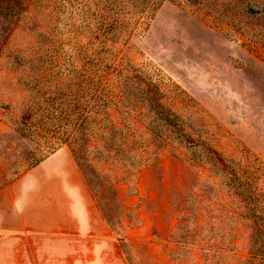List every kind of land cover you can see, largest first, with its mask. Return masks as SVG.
Masks as SVG:
<instances>
[{
  "label": "rangeland",
  "instance_id": "1",
  "mask_svg": "<svg viewBox=\"0 0 264 264\" xmlns=\"http://www.w3.org/2000/svg\"><path fill=\"white\" fill-rule=\"evenodd\" d=\"M29 9L37 27L6 22L0 44V186L29 172L40 153V141L14 132L16 121L41 100L42 111L62 117L51 124L63 137L85 78L95 85L114 76L100 75L106 57L142 75L127 111L92 108L77 163L67 144L51 143L71 179L85 178L128 264H264V0H157L152 13L133 16L116 56L112 46L87 45L92 0H35ZM143 80L224 169L247 179V196L192 161L174 134L155 140Z\"/></svg>",
  "mask_w": 264,
  "mask_h": 264
},
{
  "label": "trees",
  "instance_id": "2",
  "mask_svg": "<svg viewBox=\"0 0 264 264\" xmlns=\"http://www.w3.org/2000/svg\"><path fill=\"white\" fill-rule=\"evenodd\" d=\"M156 2L157 0H92V9L96 22L86 21L88 23L87 28L91 29L88 31L90 35L87 37V45L96 41L98 45L112 46L111 50L115 52L114 56L118 55L125 36L131 32L130 26L137 22L138 17L134 18L133 16L139 13H152ZM34 3L35 0H0V44H2V39L8 34L7 29L12 26L6 27V22L18 20L29 24L30 29L37 27L29 9V6ZM126 9H130L133 12L131 19H123L122 13ZM2 20H4L5 25ZM86 47L88 48V46ZM85 54L88 56L87 50H85ZM96 65L101 76L108 71L112 72L114 76L107 78L106 81L101 78L100 82L95 85H92L91 81L85 78L86 84L82 90L83 105L80 104L76 110L68 112L65 122H68L69 129L65 130L63 137L57 136L54 131L55 127L51 124V122L56 123L55 119L61 120L62 117H56L55 114H50V111H42L41 100L34 102V105H32L31 109L35 111H26L16 121L14 132L19 137L40 141L38 144L39 148H37L40 152L39 155L30 156L31 159L28 163L30 170L58 150L51 142L67 144L72 157L76 161L81 154V147L78 145L80 140L79 133H83L84 124L90 121L89 114L92 108L98 109L99 112L113 108L121 116H123V111H127L130 97L133 94L131 88L133 81L134 79H140L142 75L139 73L140 76L137 70L130 68L119 69L115 61L107 60L106 57H100ZM143 82L140 94L148 112L145 114L141 109L139 111L143 115L153 117L150 118L152 126L150 125L149 130L157 138L155 140L160 142V140H165V138H172L174 134L187 150L192 161L199 163V165H206L212 172L228 178L234 189L243 186L244 193H248L250 186L247 179L242 177L237 170L224 169L225 164L216 149L207 145L201 137L194 136L187 129L188 125L184 123L180 114L166 106L163 102V92L150 81L143 80ZM91 85L94 87H91ZM108 130L111 131L109 127ZM3 186H0V188ZM259 200H261L260 195ZM253 214L257 217L261 216L258 211ZM119 241L123 248L122 240L120 239ZM262 258L264 259V254Z\"/></svg>",
  "mask_w": 264,
  "mask_h": 264
},
{
  "label": "crops",
  "instance_id": "3",
  "mask_svg": "<svg viewBox=\"0 0 264 264\" xmlns=\"http://www.w3.org/2000/svg\"><path fill=\"white\" fill-rule=\"evenodd\" d=\"M55 153L0 188V264H128L84 177Z\"/></svg>",
  "mask_w": 264,
  "mask_h": 264
}]
</instances>
